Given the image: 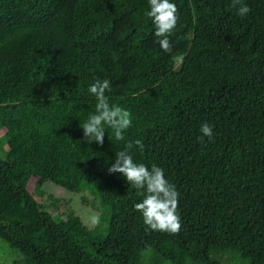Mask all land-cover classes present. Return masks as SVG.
I'll return each instance as SVG.
<instances>
[{"label": "trees", "instance_id": "trees-1", "mask_svg": "<svg viewBox=\"0 0 264 264\" xmlns=\"http://www.w3.org/2000/svg\"><path fill=\"white\" fill-rule=\"evenodd\" d=\"M171 2L175 61L148 0H0V240L17 253L2 264H264V0L244 18L231 0ZM97 79L132 113L134 161L179 191L178 235L148 229L144 197L109 173L125 142L84 138ZM45 180L93 195L96 224L53 216Z\"/></svg>", "mask_w": 264, "mask_h": 264}, {"label": "clouds", "instance_id": "clouds-1", "mask_svg": "<svg viewBox=\"0 0 264 264\" xmlns=\"http://www.w3.org/2000/svg\"><path fill=\"white\" fill-rule=\"evenodd\" d=\"M148 3L150 10L146 15L155 26L157 43L164 52L172 55L175 61L177 56L173 54L170 37L179 21V9L171 0H148ZM231 5L241 18L248 16L252 11L245 0H231ZM110 91L111 83L108 79H97L89 86L88 92L95 97L96 104L95 111L81 122L84 138L89 144L96 142L102 146L106 130H111V140L114 136L115 141L125 142L123 150L116 152L115 162L108 169L109 173L122 174L137 190V194L144 197L141 202L135 204V210L142 214L148 229L178 235L182 230L180 193L176 186L166 179L163 168L156 164L149 168L145 163L134 161L132 150L138 148L143 152L145 145L140 139L126 141L125 134L133 126V116L128 109L110 102L109 96L106 95ZM213 127L204 123L200 129V139L207 137L211 141L215 135Z\"/></svg>", "mask_w": 264, "mask_h": 264}, {"label": "rangeland", "instance_id": "rangeland-1", "mask_svg": "<svg viewBox=\"0 0 264 264\" xmlns=\"http://www.w3.org/2000/svg\"><path fill=\"white\" fill-rule=\"evenodd\" d=\"M179 63L176 64L178 66ZM7 135L4 132V129L0 131V144L2 145V151L0 157L3 156L6 149ZM42 189L44 194L37 197L38 201L45 205L46 209L52 213L53 216H56L60 219H65L69 212L76 214L82 221L84 225L91 228L93 227L99 215L98 209L94 206L93 195L88 191H70L60 185H57L49 180L42 182ZM51 194L55 199V203L47 196ZM8 247L2 240H0V264L4 262L3 258L8 257H17V253L13 250H5L3 252L2 247ZM145 253V252H144ZM149 254V251H146L144 255ZM222 258H227V255H223ZM7 260L6 264H10V259ZM226 264H230L226 262Z\"/></svg>", "mask_w": 264, "mask_h": 264}]
</instances>
